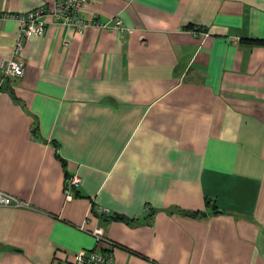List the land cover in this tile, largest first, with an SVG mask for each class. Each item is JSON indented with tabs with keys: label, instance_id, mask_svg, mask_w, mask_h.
<instances>
[{
	"label": "crops",
	"instance_id": "obj_1",
	"mask_svg": "<svg viewBox=\"0 0 264 264\" xmlns=\"http://www.w3.org/2000/svg\"><path fill=\"white\" fill-rule=\"evenodd\" d=\"M80 14L124 28L47 23L23 40L22 74L0 70V189L23 201L0 204V264L81 248L264 264V43L243 40L264 38V0H87ZM17 30L0 16V60Z\"/></svg>",
	"mask_w": 264,
	"mask_h": 264
},
{
	"label": "built area",
	"instance_id": "obj_2",
	"mask_svg": "<svg viewBox=\"0 0 264 264\" xmlns=\"http://www.w3.org/2000/svg\"><path fill=\"white\" fill-rule=\"evenodd\" d=\"M87 0H45L44 4L33 8L12 12L3 11L0 16L12 18L18 22V30L15 36L12 52L0 60V70L4 75H21L23 62L17 56L22 47L23 40L32 35H41L47 23H60L73 27L78 32H84L88 27H110L123 29L119 16H113L110 20L102 21L95 17H83L80 12ZM200 33L207 34L206 31ZM80 177L69 174L65 181L64 192L66 198H71L73 188L79 183ZM22 200L15 195L0 189V204H22ZM102 212H108L107 208H101ZM80 227L90 232L96 244L109 246L112 241L104 234L101 226L87 228L85 222ZM62 264H114V256L111 251L101 249H79L71 257L63 259Z\"/></svg>",
	"mask_w": 264,
	"mask_h": 264
},
{
	"label": "trees",
	"instance_id": "obj_3",
	"mask_svg": "<svg viewBox=\"0 0 264 264\" xmlns=\"http://www.w3.org/2000/svg\"><path fill=\"white\" fill-rule=\"evenodd\" d=\"M243 40H246L248 42L264 43V38H243ZM68 176L69 175H67V177Z\"/></svg>",
	"mask_w": 264,
	"mask_h": 264
}]
</instances>
